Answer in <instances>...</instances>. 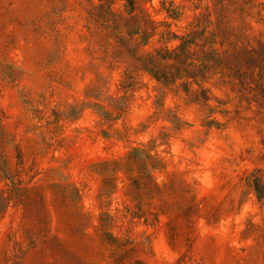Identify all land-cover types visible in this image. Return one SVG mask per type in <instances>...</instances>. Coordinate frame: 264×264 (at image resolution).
<instances>
[{
  "label": "rangeland",
  "instance_id": "1",
  "mask_svg": "<svg viewBox=\"0 0 264 264\" xmlns=\"http://www.w3.org/2000/svg\"><path fill=\"white\" fill-rule=\"evenodd\" d=\"M0 264H264V0H0Z\"/></svg>",
  "mask_w": 264,
  "mask_h": 264
}]
</instances>
